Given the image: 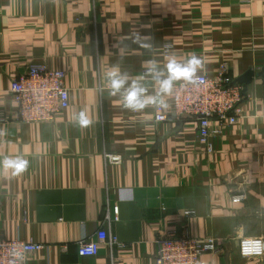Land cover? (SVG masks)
Here are the masks:
<instances>
[{
	"label": "crops",
	"instance_id": "0c3cea01",
	"mask_svg": "<svg viewBox=\"0 0 264 264\" xmlns=\"http://www.w3.org/2000/svg\"><path fill=\"white\" fill-rule=\"evenodd\" d=\"M137 35L150 48L133 43ZM170 54L202 56L209 75L223 62L234 79L260 69L264 0H0V161H29L11 179L0 165V236L43 243L31 264H157L158 236L185 223L217 238L206 264H264V253L239 250L242 236L264 238V77H253L238 121L212 136L209 153L197 120L157 122L153 108L124 109L103 89L107 69L119 66L151 94L145 66L163 67ZM31 63L66 72L69 105L52 120L17 118L10 81ZM81 111L87 128L74 122ZM105 152L122 161L106 163ZM116 203L119 219L108 223ZM99 230L117 242L80 255L79 241Z\"/></svg>",
	"mask_w": 264,
	"mask_h": 264
},
{
	"label": "built area",
	"instance_id": "2783aa9c",
	"mask_svg": "<svg viewBox=\"0 0 264 264\" xmlns=\"http://www.w3.org/2000/svg\"><path fill=\"white\" fill-rule=\"evenodd\" d=\"M240 1L248 3L252 0ZM228 68L227 63L223 62L213 75L199 72L202 83L198 87L183 81L175 82L171 95L166 99L167 109L160 110L159 119L154 109V120L166 121L170 115L197 120L198 138L205 144L206 151L212 153L215 150L212 136L222 134L225 124L237 122L241 113L243 85L234 81ZM65 76L64 69L48 67L43 63H31L25 71L15 75L10 81L9 91L17 105V118L25 122L54 119L64 107L69 105V89L65 84ZM105 159L106 163H119L122 161V156L118 153L105 152ZM243 197V193H237L233 195V201H240ZM119 211L118 203L108 208L105 214L108 223L119 219ZM194 214V209L185 210L186 216ZM106 238L105 232L99 230L95 239H81L78 243V253L80 255L97 254L101 242L107 240ZM257 240L264 243V238L261 236H242L239 242L240 253L244 241ZM107 242L110 246L116 243V235L110 233ZM156 242L157 264H206L204 255L220 250L216 237L194 235L188 223H185L180 230H166L158 236ZM14 245L27 249L24 264H31L29 252L40 250L45 246L38 241L0 236V264H11L12 258L9 253ZM263 253L264 251L260 254L253 253L246 257L260 256Z\"/></svg>",
	"mask_w": 264,
	"mask_h": 264
},
{
	"label": "clouds",
	"instance_id": "9594fccd",
	"mask_svg": "<svg viewBox=\"0 0 264 264\" xmlns=\"http://www.w3.org/2000/svg\"><path fill=\"white\" fill-rule=\"evenodd\" d=\"M133 43H138L141 47L150 48L147 43H142L139 36L133 38ZM205 62L202 56L192 54L186 60L179 61L174 54H170L167 58V64L161 67L156 61H148L145 66V78H150L154 87L151 90L145 86L143 79H130L129 74L122 72L119 66H112L107 69L104 74L106 83L103 89L108 92L109 97H118V103L124 109L132 112H142L146 108L156 110L157 119L161 109H167L168 104L165 99L170 96L175 82L183 81L186 84L198 87L202 83V79L198 74L204 70ZM74 122L80 128L89 127L93 121L89 118L85 111H81L74 118ZM119 159V157H115ZM5 173L11 170L8 179L14 178L25 172L29 166V161L22 157L5 156L0 161ZM27 249L23 247L13 246L9 255L11 256V264H24L25 253ZM264 251V243L261 241H244L241 247V253L244 256L250 254H260Z\"/></svg>",
	"mask_w": 264,
	"mask_h": 264
},
{
	"label": "water",
	"instance_id": "95a60500",
	"mask_svg": "<svg viewBox=\"0 0 264 264\" xmlns=\"http://www.w3.org/2000/svg\"><path fill=\"white\" fill-rule=\"evenodd\" d=\"M254 76L264 77V65L260 69L249 68L240 75H238L234 81L243 85V93L247 90L248 84L252 81Z\"/></svg>",
	"mask_w": 264,
	"mask_h": 264
}]
</instances>
